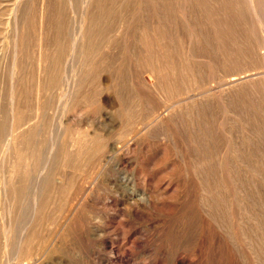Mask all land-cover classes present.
<instances>
[{
  "label": "rangeland",
  "instance_id": "374dc122",
  "mask_svg": "<svg viewBox=\"0 0 264 264\" xmlns=\"http://www.w3.org/2000/svg\"><path fill=\"white\" fill-rule=\"evenodd\" d=\"M263 28L264 0H0V264H264Z\"/></svg>",
  "mask_w": 264,
  "mask_h": 264
},
{
  "label": "bare ground",
  "instance_id": "6f19581e",
  "mask_svg": "<svg viewBox=\"0 0 264 264\" xmlns=\"http://www.w3.org/2000/svg\"><path fill=\"white\" fill-rule=\"evenodd\" d=\"M87 3H88V2H87ZM17 4H18V3H17ZM251 9H252V8H251ZM15 13H16V12H15ZM183 15H184V14H183ZM258 16H259V15H258ZM258 16H257V17H258ZM255 17H256V16H255ZM80 18H81V16H80ZM256 19H257V18H256ZM74 22H75V21H74ZM79 23H80V22H79ZM261 23H262V22H261ZM80 24H81V23H80ZM81 27H82V26H81ZM263 29H264V28H263ZM14 30H15V29H14ZM81 30H83V29L81 28ZM261 30H262V29H261ZM78 33H79V32H78ZM191 34H192V32H191ZM44 38H45V37H44ZM54 40H55V39H54ZM76 40H77V39H76ZM74 42H75V40H74ZM77 42H78V41H77ZM71 45H72V43H71ZM75 45H76V44H75ZM41 46H42V45H41ZM261 47H262V46H261ZM41 48H42V47H41ZM74 48H75V47H74ZM76 49H77V48H76ZM13 51H14V50H13ZM72 53H74L73 50H72ZM72 53H71V54H72ZM41 54H42V53H41ZM58 55H59V54H58ZM73 56H74V54H73ZM75 56H76V55H75ZM13 58H14V57H13ZM42 58H45V57H42ZM82 59H83V58H82ZM40 60H41V59H40ZM71 61H72V60H71ZM71 61H70V62H71ZM12 64L14 65V63H12ZM16 64H17V63H16ZM70 64H71V63H70ZM15 66H16V65H15ZM71 69H72V68H71ZM11 70H12V69H11ZM71 71H73V70H71ZM151 71H152V70H151ZM12 72L14 73L13 70H12ZM42 72H43V71H42ZM152 72H153V71H152ZM229 79H230V78H229ZM234 79H235V78H231V80H234ZM235 80H236V79H235ZM12 81H14L13 78H12ZM72 81H73V80H72ZM228 81H229V80H228ZM13 84H14V83H13ZM225 84H226V83H225ZM10 87H11V86H10ZM11 90L13 91L12 88H11ZM13 92H14V91H13ZM218 93H219V92H218ZM10 94H11V93H10ZM219 95H220V94H219ZM12 96H13V95H12ZM18 97H19V96H18ZM70 97H71V96H70ZM13 102H14V101H13ZM13 102H11V103H13ZM107 102L109 103V101H107ZM113 106H114V105H113ZM11 108H12V107H11ZM166 109H167V108H166ZM11 111H13V110H11ZM37 111H38V110H36V113H37ZM160 112H161V111H160ZM165 112H166V111H165ZM128 113H129V112H128ZM233 114H234V113H233ZM12 115H13V114H12ZM12 117H13V116H12ZM38 119H39V118H38ZM11 120H12V119H11ZM12 121H14V120H12ZM41 123H42V122H41ZM11 124H12V123H11ZM12 125H13V124H12ZM28 125H29V124H28ZM36 127H37V126H36ZM39 127H40V124H39ZM11 128H13V127L11 126ZM11 128H10V129H11ZM12 130H13V129H12ZM19 130H20V129H19ZM50 130H51V129H50ZM24 132H25V131H24ZM21 133H22V132H21ZM38 133H39V132H38ZM10 134H11V133H10ZM229 134H230V133H229ZM19 138H20V137H19ZM10 142H11V141H10ZM8 143H9V142H8ZM13 144H14V142H13ZM7 145H8V144H7ZM51 145H52V144H51ZM52 146H53V145H52ZM52 146H51V147H52ZM8 148H9V147H8ZM52 149H53V147H52ZM52 149H51V150H52ZM7 151H8V150H7ZM49 153H51V152H49ZM30 156H31V155H30ZM49 157H50V156H49ZM8 158H9V155H8ZM20 158H21V157H20ZM27 160H28V159H27ZM8 161H9V160H8ZM34 162H35V161H34ZM38 163H39V162H38ZM45 164H46V163H45ZM45 168H46V167H45ZM12 169H13V168H12ZM41 171H42V170H41ZM41 173H43V172H41ZM41 173H40V174H41ZM13 174H14V173H13ZM38 175H39V173H38ZM38 175H37V177H39ZM14 177H15V176H14ZM37 177H36V178H37ZM41 180H42L41 178H40V180L37 179L38 182L41 181ZM44 182H45V181H44ZM17 185H18V184H17ZM42 185H43V183H42ZM36 186H37V185H35V187H36ZM45 186H46V185H45ZM3 187H4V186H3ZM24 188H25V187H24ZM40 189H41V188H40ZM5 190H6V189H5ZM16 190H17V189H16ZM34 190H35V188H34ZM36 190H37V188H36ZM10 191H11V190H10ZM60 193H61V192H60ZM33 195H34V194H33ZM35 196H36V195H35ZM33 198H34V197H33ZM13 199H14V198H13ZM34 199H35V198H34ZM61 199H62V198H61ZM34 202H35V200H34ZM34 202H33V204H34V206H35V205H36V202H35V203H34ZM34 206H33V208H34ZM76 207H77V206H76ZM5 211H6V210H5ZM34 214H35V213L33 212V215H34ZM3 226H4V225H3ZM8 226H9V225H8ZM211 227H212V226H211ZM3 228H4V227H3ZM61 231H62V230H61ZM6 233H7V232H6ZM7 243H8V242H7ZM5 244H6V243H5ZM142 244H143V243H142ZM6 245H7V244H6ZM144 246H145V245H144ZM144 246H143V247H144ZM117 247H118V246H117ZM118 253H119V252H118ZM116 255H117V254H116ZM232 257H233V256H232ZM6 260H7V259H6ZM188 262H189V261H188ZM234 262H235V261H234ZM45 264H46V262H45ZM146 264H147V263H146ZM180 264H181V263H180ZM187 264H188V263H187Z\"/></svg>",
  "mask_w": 264,
  "mask_h": 264
}]
</instances>
